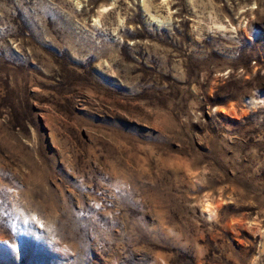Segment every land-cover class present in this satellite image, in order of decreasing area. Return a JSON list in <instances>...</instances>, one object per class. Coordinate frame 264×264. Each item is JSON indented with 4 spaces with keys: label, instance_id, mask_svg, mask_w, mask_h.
<instances>
[{
    "label": "rangeland",
    "instance_id": "374dc122",
    "mask_svg": "<svg viewBox=\"0 0 264 264\" xmlns=\"http://www.w3.org/2000/svg\"><path fill=\"white\" fill-rule=\"evenodd\" d=\"M0 264H264V0H0Z\"/></svg>",
    "mask_w": 264,
    "mask_h": 264
},
{
    "label": "bare ground",
    "instance_id": "6f19581e",
    "mask_svg": "<svg viewBox=\"0 0 264 264\" xmlns=\"http://www.w3.org/2000/svg\"><path fill=\"white\" fill-rule=\"evenodd\" d=\"M207 210L209 213H210V211H212L209 206H207Z\"/></svg>",
    "mask_w": 264,
    "mask_h": 264
}]
</instances>
